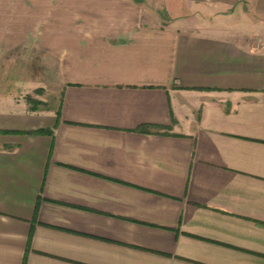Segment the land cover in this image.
I'll return each instance as SVG.
<instances>
[{"label": "crops", "instance_id": "obj_1", "mask_svg": "<svg viewBox=\"0 0 264 264\" xmlns=\"http://www.w3.org/2000/svg\"><path fill=\"white\" fill-rule=\"evenodd\" d=\"M0 264H264V0H0Z\"/></svg>", "mask_w": 264, "mask_h": 264}, {"label": "rangeland", "instance_id": "obj_2", "mask_svg": "<svg viewBox=\"0 0 264 264\" xmlns=\"http://www.w3.org/2000/svg\"><path fill=\"white\" fill-rule=\"evenodd\" d=\"M15 58H18L17 62L12 63L10 59L13 58L8 59L7 63L1 66V71L24 73V76L26 73L35 72L37 77H42L43 79L34 81L38 82L39 89L31 91L27 98H31V96L38 97L45 102L46 107L57 109L60 104V96L52 88V83L55 82L45 79L46 67L37 58L31 57L29 54L22 53ZM34 82L33 85L35 84Z\"/></svg>", "mask_w": 264, "mask_h": 264}, {"label": "trees", "instance_id": "obj_3", "mask_svg": "<svg viewBox=\"0 0 264 264\" xmlns=\"http://www.w3.org/2000/svg\"><path fill=\"white\" fill-rule=\"evenodd\" d=\"M27 99H28L29 103H32V104L37 103L36 101L31 100L30 98H27Z\"/></svg>", "mask_w": 264, "mask_h": 264}]
</instances>
